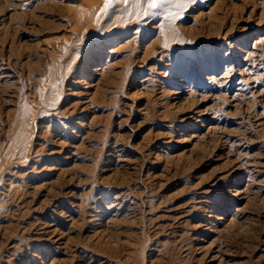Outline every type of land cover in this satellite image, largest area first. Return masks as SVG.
I'll use <instances>...</instances> for the list:
<instances>
[{
	"label": "rangeland",
	"instance_id": "obj_1",
	"mask_svg": "<svg viewBox=\"0 0 264 264\" xmlns=\"http://www.w3.org/2000/svg\"><path fill=\"white\" fill-rule=\"evenodd\" d=\"M103 6L0 0V264H264V0L117 28L111 4L68 55V112L29 129L52 48Z\"/></svg>",
	"mask_w": 264,
	"mask_h": 264
},
{
	"label": "bare ground",
	"instance_id": "obj_2",
	"mask_svg": "<svg viewBox=\"0 0 264 264\" xmlns=\"http://www.w3.org/2000/svg\"><path fill=\"white\" fill-rule=\"evenodd\" d=\"M192 1L193 0H163V2H160V0H157V7L154 8V9H148L146 7V0H139V3H137V0H128L127 3H125L124 0H113V2H111V4H114V3L115 4H119V8L120 9H117V11H125V13L127 14V21H125L124 23L120 22L118 24H114L115 22L112 20V18L111 17H109V18H111V22H114L112 24L113 26L119 25V27H121V25H124V24L126 25V24H129L130 22H133V21H135V22L136 21H140L143 18L145 19L146 14H150L151 13L152 17L153 16L155 17L157 15H161L163 17L162 22L164 23V22L170 21L171 18L174 17L175 15H179V14L183 15V12L187 10L190 2H192ZM110 7H109V9H108V11L106 13H104V12L100 13L101 9L99 8V12L97 11L98 15H92V11L90 13H88V11H87V13H84V15H83V12H84V10H83V12H81L82 14H78L79 17L77 16L78 18H76V25H77L76 29L72 30V32H71L72 37H73L72 40H74V41L68 42V39H67V40H61L62 42H60V40H59L60 43L57 45V47L54 46L52 48L55 51L54 52L52 51L53 52V58H51V63H50V67L49 68H50L51 72L52 71H54V72L57 71L58 74L55 77L49 79L50 80L49 81V85H48V83H46L48 85V87L45 88L44 90H42L43 92L41 91L42 94H41V97L39 98V102L40 103L37 104V102H35V104L37 105V106L36 105L34 106L35 107V111H33L32 112L33 114H30L31 117L28 118L30 120L29 127H28L29 129L30 128H34L35 129V127H33V125L35 123H37V120H39L43 116L46 117V115L49 116V115H57V114L66 115V112H68L66 110H61V108L58 106V102L60 101L61 96H62L63 83H64L65 79L68 76V67H66L69 64L68 63V55H70V53L72 52V49L75 46V43H77L79 41L81 42V40L85 36L84 35L85 33H87V34L91 33L90 32L91 29L96 28L97 26L99 27L101 25L102 21L105 19V17L110 15L111 11L113 9H115L114 8L115 6L112 7V8H110ZM97 12H95V13H97ZM125 13H123V14H125ZM86 14H90V15H86ZM115 16L116 15H113L112 17L115 18ZM116 19H117L116 22H118V20H120V16H119V19H118V17ZM122 20L123 19L121 18V21ZM142 23H143V21L142 22L140 21L139 25L141 26ZM86 24H89V25H87V28L82 29V25L86 27ZM108 27H106V28H108ZM115 27L117 28V26H115ZM102 28L105 31L107 30L103 26H102ZM109 28H111V27H109ZM175 28H177V27H175ZM97 29L96 30L94 29V31H97ZM109 30H107V31H109ZM100 31H102V30L100 29ZM100 31H98L99 34L102 33ZM173 43L174 42H172V44ZM177 45H178V43H177ZM179 45H180V42H179ZM91 60H93V57L91 58ZM50 76H51V73H50ZM46 84L44 86H47ZM35 101H36V99H35ZM69 116H70V113H68V116H63V117H65V118L68 117L69 118ZM27 126L28 125H26V122H23L21 124V128H24V130H26V132L28 131ZM35 126L37 128L40 127V126L38 127L37 124H35ZM28 133H27V136L29 137V138H27L28 139V143L26 142L27 145H26V148L24 149V152H25L24 158L25 159H27L28 155H29V149H30L29 148V143H31L30 139H31V136H32V133H33L32 129ZM17 146H19V145H17ZM18 149H19V147H17V150ZM21 150H23V149H21ZM14 157H16V156H14ZM25 159H23V161H25Z\"/></svg>",
	"mask_w": 264,
	"mask_h": 264
},
{
	"label": "snow or ice",
	"instance_id": "obj_3",
	"mask_svg": "<svg viewBox=\"0 0 264 264\" xmlns=\"http://www.w3.org/2000/svg\"><path fill=\"white\" fill-rule=\"evenodd\" d=\"M125 3L128 2V0H124ZM160 2H163V0H160ZM137 3H139V0H137ZM111 6V0H104V6L101 8V12L106 13ZM146 7L148 9H154L157 7V0H146Z\"/></svg>",
	"mask_w": 264,
	"mask_h": 264
}]
</instances>
